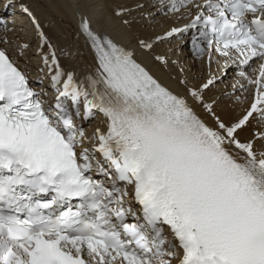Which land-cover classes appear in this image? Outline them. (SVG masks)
I'll use <instances>...</instances> for the list:
<instances>
[{
    "label": "snow or ice",
    "instance_id": "1",
    "mask_svg": "<svg viewBox=\"0 0 264 264\" xmlns=\"http://www.w3.org/2000/svg\"><path fill=\"white\" fill-rule=\"evenodd\" d=\"M65 3L90 61L0 5V264H264V0Z\"/></svg>",
    "mask_w": 264,
    "mask_h": 264
},
{
    "label": "bare ground",
    "instance_id": "2",
    "mask_svg": "<svg viewBox=\"0 0 264 264\" xmlns=\"http://www.w3.org/2000/svg\"><path fill=\"white\" fill-rule=\"evenodd\" d=\"M32 4V7L37 11V14L42 17L45 22V27L49 34L52 36L54 42H57L61 45H67L71 49H78L82 52L85 58L90 61L91 55L88 49V46L85 43L83 36H78V19L73 16L71 8L67 6L65 0H26ZM113 4L123 3L124 0H111ZM17 8V7H15ZM162 20V17H158ZM18 21H21L18 19ZM117 21H113L110 24H106L105 27L109 32H112L113 35H117V32L114 31V25L117 24ZM20 24V22H18ZM17 24V25H18ZM50 25V26H49ZM167 26L166 24L164 25ZM17 31L20 29L17 28ZM25 33H28L27 27L24 29ZM145 34H150L147 30H144ZM155 31L160 32L161 28L156 27ZM30 34V33H28ZM173 43H176L175 41ZM172 45L167 43L159 44L156 47L157 53H166ZM172 59H176L179 56L181 65L185 68L186 74L191 77L193 74H198L201 72V64L191 53L189 46L185 45L182 49L177 50L176 52L169 53ZM146 63H149V67L155 75H157L162 82L166 84H171L174 86V79L179 75L178 67L169 66L167 69L161 68L159 65L150 63V58H144ZM30 77H35L37 75L33 66L29 67ZM32 81L38 82L33 79ZM226 82H231L229 79ZM47 81H45V84ZM220 88H223L224 85H219ZM241 95H246V93H241Z\"/></svg>",
    "mask_w": 264,
    "mask_h": 264
},
{
    "label": "rangeland",
    "instance_id": "3",
    "mask_svg": "<svg viewBox=\"0 0 264 264\" xmlns=\"http://www.w3.org/2000/svg\"><path fill=\"white\" fill-rule=\"evenodd\" d=\"M25 32V31H24Z\"/></svg>",
    "mask_w": 264,
    "mask_h": 264
}]
</instances>
